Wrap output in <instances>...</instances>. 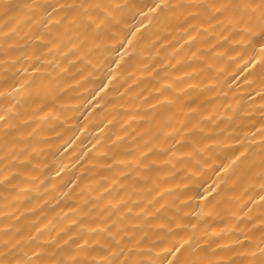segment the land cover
I'll use <instances>...</instances> for the list:
<instances>
[{
	"label": "bare ground",
	"instance_id": "obj_1",
	"mask_svg": "<svg viewBox=\"0 0 264 264\" xmlns=\"http://www.w3.org/2000/svg\"><path fill=\"white\" fill-rule=\"evenodd\" d=\"M86 2L128 5L118 15L124 48L90 29L59 50L48 43L55 27L52 36L43 26L0 35V252L19 242L9 255L23 259L58 232L78 234L70 248L79 236L103 243L106 234L88 229L111 217L144 237L146 259H259L264 83L245 67L262 55L256 38L195 7L143 8L144 18L141 6L160 0Z\"/></svg>",
	"mask_w": 264,
	"mask_h": 264
},
{
	"label": "snow or ice",
	"instance_id": "obj_2",
	"mask_svg": "<svg viewBox=\"0 0 264 264\" xmlns=\"http://www.w3.org/2000/svg\"><path fill=\"white\" fill-rule=\"evenodd\" d=\"M126 7H128L127 4L89 3L86 0H79V2L72 0V2L65 3H61L59 0L56 3H40L38 0H24L22 3L15 2V0H0V20L4 21L2 28H0V35L7 40L10 36L17 35L21 27H27L31 31L33 27L43 26L47 34L52 36L51 28L55 27L58 32L48 43H55L59 50L61 45L67 47L69 44H73L74 37L78 39L81 30L90 29L93 33V39L115 41L116 45L124 48L125 44L120 39V32L117 29L121 26V19L118 18V15ZM180 7L202 9L209 20H216L217 17L223 16L229 18V25L233 21L243 25L244 33L256 38L262 54L259 58L255 55L251 56L245 67L252 65V71L249 74L258 75L261 82L264 83V0H229V2L210 0L204 4L183 6L169 5L160 0L159 3L154 2L152 5H142L139 14L147 18V13L143 12V8H147L148 13H152L157 9L161 12H167L170 8ZM57 16L58 19L55 18ZM188 18L194 19L195 15L189 13L186 19ZM124 27L128 26L125 25ZM4 28L8 30L3 31ZM130 34L135 36L136 33L131 32ZM44 35L45 33L42 32L36 39L43 40ZM124 39L127 40L128 45L132 44V40L128 39L127 36ZM86 41L87 37H85L84 42ZM73 46L75 47V45ZM96 47L98 48L99 45ZM51 50L50 48L49 53ZM7 54L6 51L5 55ZM35 59L39 61L40 57L36 56ZM114 62L119 64V60ZM107 88L108 85L104 84L101 91ZM261 99H264V95L261 96ZM4 119L5 117L0 116V120ZM261 131L264 132V126H262ZM261 181L259 187L261 192H264V173L261 174ZM212 190L215 191L214 188ZM260 202L264 206V195L260 196ZM131 211V208L127 209L128 213ZM262 216H264V212H262ZM72 223L75 224L76 222L73 221ZM260 228L262 230L260 244L264 245V219L260 221ZM39 231L40 229H37V232ZM88 232L89 234L98 232L106 234L105 242L101 243L99 239H96L92 241V244H89L87 239L79 236L78 238L83 243H77L75 248H70L68 247L69 241H72L73 236H78V234L73 233V236L63 239L58 232L57 237L46 240L43 245H37L36 248L32 249L30 256L25 252L23 259L9 255L10 252L19 247V242L10 245L8 241H5L3 244L5 250L0 252V264H164V261L146 259L144 249L139 247L144 237L141 236L139 240H136L135 231L117 228L116 221L112 220L111 217L108 218L105 227L99 228L98 226L96 229H88ZM64 235H67L66 231ZM29 239L33 240L34 237H29ZM249 239L250 237L245 236V240ZM183 247V244L179 247L174 246V249L168 250V255L175 256V253L180 252ZM258 252L259 259L255 258L256 252L251 253L253 259L250 264H264V247L258 246ZM89 253L95 254L89 255ZM167 264H189V262L171 259L167 260Z\"/></svg>",
	"mask_w": 264,
	"mask_h": 264
}]
</instances>
